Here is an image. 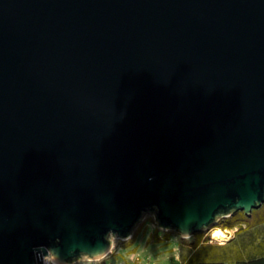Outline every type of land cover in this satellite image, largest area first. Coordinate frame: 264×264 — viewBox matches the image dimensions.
Wrapping results in <instances>:
<instances>
[{
  "label": "water",
  "instance_id": "obj_1",
  "mask_svg": "<svg viewBox=\"0 0 264 264\" xmlns=\"http://www.w3.org/2000/svg\"><path fill=\"white\" fill-rule=\"evenodd\" d=\"M263 204L264 0H0V264Z\"/></svg>",
  "mask_w": 264,
  "mask_h": 264
},
{
  "label": "crops",
  "instance_id": "obj_2",
  "mask_svg": "<svg viewBox=\"0 0 264 264\" xmlns=\"http://www.w3.org/2000/svg\"><path fill=\"white\" fill-rule=\"evenodd\" d=\"M263 224H257L256 228L249 231H239L227 241L218 240L216 239L218 237H215L214 240H208L205 243L204 239H200V242L194 248L182 244L180 238L178 239L177 236H173L168 241L170 243L172 240L173 246L168 251H162V254L156 258L155 264H181L182 249L187 256L193 254L195 257L198 256V258L222 260L230 264H236L237 259L245 260L259 256L264 258ZM223 231L227 232V230Z\"/></svg>",
  "mask_w": 264,
  "mask_h": 264
},
{
  "label": "rangeland",
  "instance_id": "obj_3",
  "mask_svg": "<svg viewBox=\"0 0 264 264\" xmlns=\"http://www.w3.org/2000/svg\"><path fill=\"white\" fill-rule=\"evenodd\" d=\"M253 211H255V209L252 210V212ZM150 216H152V215L146 214L140 223H142L145 218H149ZM247 217H249V216H247ZM220 219L218 220V222L220 221ZM216 230H222L223 231L224 229L222 227H219V225L217 223V225H215L214 227H212L208 230H205L201 233L194 234L190 237H186L183 239L189 241V240L195 239V237H197L199 239H204V240L207 239L209 241H212L215 239V237H213V236H215L214 231H216ZM234 230L235 229H231V230H228L227 232H224V231L223 232L226 236H228V235H232L234 233ZM155 231H157V233L159 235L165 234L164 230H161V229L156 230V227L148 220L145 222L144 230H141L137 234L134 242L130 245L125 244L124 241H121L119 239H116V238L113 239V237H109L110 240H112L113 248L110 252L111 254L109 253L106 259L109 260L110 262H112L113 264H119V263H124V264H155L156 258L162 254V251L163 252L165 250L168 251L173 246L172 240L170 243L165 242V241L164 242H156L153 240L149 241L150 234L155 233ZM170 236L173 237L172 234ZM177 238L179 239L181 237L179 236ZM216 239L220 240L222 238H216ZM224 239H226V237H223L222 240H224Z\"/></svg>",
  "mask_w": 264,
  "mask_h": 264
},
{
  "label": "trees",
  "instance_id": "obj_4",
  "mask_svg": "<svg viewBox=\"0 0 264 264\" xmlns=\"http://www.w3.org/2000/svg\"><path fill=\"white\" fill-rule=\"evenodd\" d=\"M152 215V214H150ZM153 216V215H152ZM150 216L149 218H145L142 223H139L135 230L132 232V235L129 239L125 240V244H132L135 240V237L137 234L144 230L145 222L150 221L155 227L156 230L159 228L154 223V217ZM264 223V204L259 208L255 209V211L251 212L250 216L247 217L242 211H237L233 213L229 217L221 218L218 222L219 227H222L224 230H231L235 229L234 233L231 235V237L234 236V234L238 233L239 231L245 230L249 231L250 229L256 228L258 226L257 224L261 225ZM264 225V224H263ZM164 235H159L157 231L155 233L150 234V240L156 241V242H168L170 239V235L179 237V235L174 234L173 231H164ZM199 236V235H198ZM181 243L184 245H188L190 248H194L198 245L200 242V239L195 237V239H191L189 241L184 240L183 238H180ZM208 240L205 239L204 242L206 243ZM183 253V254H182ZM114 254V253H113ZM181 264H230L229 262H225L222 260H212V259H206V258H198V256L189 255L185 253V251L182 249L181 252ZM101 264H113L109 260L105 259L101 262ZM124 264V263H121ZM236 264H264V258L262 256L259 257H252L245 260H238L236 261Z\"/></svg>",
  "mask_w": 264,
  "mask_h": 264
},
{
  "label": "built area",
  "instance_id": "obj_5",
  "mask_svg": "<svg viewBox=\"0 0 264 264\" xmlns=\"http://www.w3.org/2000/svg\"><path fill=\"white\" fill-rule=\"evenodd\" d=\"M108 255H106L105 257L102 258H95V259H89L87 257L85 258H78V259H74L73 262H71L70 264H101V262L103 260H105L107 258ZM48 257H51L50 255H48ZM48 257H41L42 259V264H55L54 262L51 261V259L49 260ZM121 264V263H119Z\"/></svg>",
  "mask_w": 264,
  "mask_h": 264
},
{
  "label": "bare ground",
  "instance_id": "obj_6",
  "mask_svg": "<svg viewBox=\"0 0 264 264\" xmlns=\"http://www.w3.org/2000/svg\"><path fill=\"white\" fill-rule=\"evenodd\" d=\"M214 234H215L214 237H218V238H222V239H223V237H225L221 230L214 231Z\"/></svg>",
  "mask_w": 264,
  "mask_h": 264
},
{
  "label": "clouds",
  "instance_id": "obj_7",
  "mask_svg": "<svg viewBox=\"0 0 264 264\" xmlns=\"http://www.w3.org/2000/svg\"><path fill=\"white\" fill-rule=\"evenodd\" d=\"M225 237H226V239H227V238H230L231 235H228V236L225 235ZM110 254H111V253H110ZM48 259L50 260V259H52V258H51V257H48Z\"/></svg>",
  "mask_w": 264,
  "mask_h": 264
}]
</instances>
